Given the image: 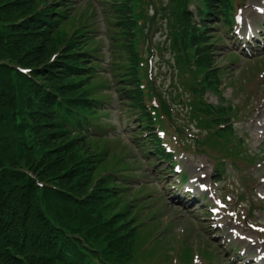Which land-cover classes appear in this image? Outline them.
Returning a JSON list of instances; mask_svg holds the SVG:
<instances>
[{"label": "trees", "instance_id": "obj_1", "mask_svg": "<svg viewBox=\"0 0 264 264\" xmlns=\"http://www.w3.org/2000/svg\"><path fill=\"white\" fill-rule=\"evenodd\" d=\"M65 1L0 0V264H132L141 235L133 206L120 196L115 174H98L109 150H99L102 136L94 130L101 131L94 116L104 112L92 84L102 76L96 40L90 31L60 35L73 9ZM111 1L110 52L120 54L113 74L130 109L151 121L138 52L144 7L155 15L147 24L167 20L179 71L204 76L199 90L192 86L196 92L220 89L218 40L207 21L229 20L231 0H202L201 27L187 11L193 0ZM197 99L190 103L195 114L203 104ZM202 111L206 116L196 117L207 128L231 120V106ZM152 142L164 157L159 141Z\"/></svg>", "mask_w": 264, "mask_h": 264}, {"label": "rangeland", "instance_id": "obj_2", "mask_svg": "<svg viewBox=\"0 0 264 264\" xmlns=\"http://www.w3.org/2000/svg\"><path fill=\"white\" fill-rule=\"evenodd\" d=\"M70 1L73 2L75 12L67 21L61 24L59 28L60 35L63 34V37L67 38L69 35L76 33L78 28L82 29L80 33L87 32V29L94 31L93 36L98 41L92 44V48L97 49L99 47V57L96 60L101 64L100 70L107 74L104 77L108 79L107 82L109 83L107 84L113 86V79L108 71L112 61L109 63V60H111L110 49L108 48L109 41L106 37L108 25L104 18L103 9V3L106 0ZM88 1L92 4L93 14L91 15V20L88 21L90 28H85L83 26L84 24L87 25V10L89 5L86 6V9L84 6ZM164 2L167 4L168 0H164ZM234 5L235 14L240 10L238 8H243V11L245 9L246 16H249V13L255 10L254 5L260 6L261 1L234 0ZM193 9L195 10L194 7ZM259 17L258 20L252 21L251 24L257 30H263L264 18L262 16ZM213 23L215 25L211 32L220 41V44L216 47L218 64L227 70L226 75L222 78L224 88L221 97L228 99L239 107H244V113L241 115V119L236 122L235 130L245 140L243 149H247V154L250 155L253 161L250 163L244 159H226L225 173L223 176L215 177L214 174L217 171L216 165L220 171L224 170V166L220 164L223 160V158H220L221 154L208 148H206L207 152H205L206 149L205 151L198 150L199 152H197L193 146L194 142L188 144L190 149L182 150L186 154L181 153L177 160L181 164L182 169L184 168L189 181L197 180L201 183V186L205 185L207 188L209 184L211 186L213 183H217L218 197L226 201L225 196H232L233 202L231 205L239 210L240 220H245L244 215L248 214L252 206L254 208V217L251 218L252 221L248 220L246 222L264 225V203H261L259 201L261 199L258 197L264 195V182L260 179L264 177V135L259 134V124H261L262 119L259 112L264 107V72L263 74L260 73L262 70L264 71V49L261 48L262 43H255L256 49L250 50L256 55L245 56L240 49L242 47L239 43L240 40L234 37L235 28L242 29V27L234 26L233 30L228 31L220 19H214ZM147 27V43L149 54L152 56L158 52L157 48L152 45L151 39L154 32L157 31V24L155 21L150 20ZM163 38H165L164 34L159 32L153 41H157V43L162 42ZM161 51L162 48H160L159 52ZM166 56L168 55L166 54ZM153 63L156 66L154 77L157 79V84L162 88V84L165 82L170 87L173 78L169 64L161 62L159 58H156ZM172 63H174L173 60ZM104 82L105 79L103 78L99 82H92L94 88L98 90V95L101 98H105V102L107 103H105L104 108L109 111L108 113H100L99 120L115 128L119 138L100 142L101 149L99 148V150L107 151L109 149L111 154L103 162L104 167L98 174L117 171L128 160L130 167L127 169L126 172L128 173L126 175H130V177L125 178L128 180L124 181V183L128 188H132L125 195L130 202H132L133 197L138 198L139 202H141L139 207L147 205L145 209H149L147 212L146 210L141 212L142 219L140 221L147 223L148 226L159 224V232H163V234L156 236V239L150 244V247L156 245L155 249L157 253L154 252V254L149 255L145 249L148 237L150 236V233L146 231L149 229H141V235L137 239L135 246V256H137L138 261L132 262V264H167V261L168 263L171 261V264H190L192 260L195 262L194 264H203L202 262L211 264L216 260L217 262L222 261L227 262L226 264H232L231 260L238 256V247L244 241H234L231 237H228L230 232L227 229H214L212 226L216 222L209 218L207 214L209 209L202 207L201 202L188 204L190 200L192 202L191 198H193V194H190L187 201L183 199L186 194L184 191L185 186H187L189 181L188 183L180 184V180L173 173H170L168 170H159L161 165L167 168V165L163 162L159 163L157 161V167H152L149 161L150 158H146L144 153L136 148V142L130 139L132 132H137L135 115H132L128 111L127 106L123 104L115 88L107 89V87L103 86ZM164 88L166 89L167 86H164ZM179 91L184 93L182 100H186L188 94L183 90ZM204 92L210 94L207 96L210 104L215 105L219 102L217 96L211 95H216L213 89H207ZM103 95H106V97H103ZM151 101L155 103L153 111L156 116V124L161 131L167 134V139H169L168 137H171L170 131L175 135L176 130L169 113L165 114L163 112L164 101L158 95H153ZM177 101L179 99L169 97L168 102L165 101V103L172 104ZM252 106L254 107V112H252ZM178 108L179 123L186 127L190 123L186 115L187 108L184 105H180ZM226 124L225 122H220L217 128ZM189 129L190 132L193 131L192 128L189 127ZM186 132L190 133L189 131ZM231 145L239 149L242 144L238 137H233ZM123 166H126V164ZM157 170H159V174L156 175L155 172ZM142 183L150 184L151 186L148 188V186L144 185L141 189L140 185ZM177 194H181V199L177 197ZM208 194L213 196L212 190ZM205 195L207 196V194ZM241 196H244V199H241ZM198 198L201 200L202 196L199 195ZM212 200L215 203L213 198ZM213 202L207 199L205 205L213 206ZM259 206H262V208H259ZM157 220H159V223ZM233 222L234 224L230 228H237L242 234H248L250 238L254 236L253 234L255 233L247 230L248 226L246 223L237 225L235 224V220ZM210 245L212 248L209 247Z\"/></svg>", "mask_w": 264, "mask_h": 264}, {"label": "bare ground", "instance_id": "obj_3", "mask_svg": "<svg viewBox=\"0 0 264 264\" xmlns=\"http://www.w3.org/2000/svg\"><path fill=\"white\" fill-rule=\"evenodd\" d=\"M250 17H256V14L252 12ZM260 114L264 115V107L260 110Z\"/></svg>", "mask_w": 264, "mask_h": 264}]
</instances>
